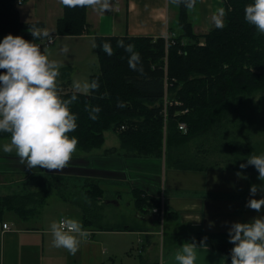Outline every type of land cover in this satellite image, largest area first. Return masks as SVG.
Wrapping results in <instances>:
<instances>
[{"label":"crops","instance_id":"obj_1","mask_svg":"<svg viewBox=\"0 0 264 264\" xmlns=\"http://www.w3.org/2000/svg\"><path fill=\"white\" fill-rule=\"evenodd\" d=\"M60 2L62 3L63 0H56L57 5L53 6L54 9L50 12L53 11L56 14ZM171 2L174 3L173 0H110L112 7L108 10L87 5V31L70 38L86 39L87 45L91 40L89 51L95 53L96 35L157 38L171 32L179 33L178 4L174 3L175 6H173ZM222 3L223 0H197L195 8L188 10V19L194 33L204 34L216 25L214 16L222 7ZM62 12L57 18L62 15ZM35 21H42L44 28H47L43 18H36ZM52 32H55V25ZM65 68L60 67V70ZM77 71L76 68L70 69L65 77L61 80L58 78V84L64 82L67 88L74 91L70 78ZM107 132L109 131L104 132V143L101 147L92 149L88 153L86 151L73 153V155H80L78 157L86 158L87 162L83 168L86 166L95 168L94 171H82L83 173L75 181L74 186L81 187V190L77 188L72 192H80L72 196L69 193L58 192L43 195L45 197L38 212H33L26 218H20L12 210L5 213L12 211L16 215L6 218L5 213L3 214L0 220V264H115L117 261H120L119 264H179L175 260V255L186 241L200 245L203 243L199 241L201 236L225 235L228 234L232 222H247L256 216L264 215V208L257 211L247 206V200L252 198L250 186L259 185L257 177L252 179L249 171L214 168L198 171L168 168L169 187H166L159 157L138 154L136 151H133V154L130 152L131 146L121 145L120 140L117 141L112 134L114 142L109 143ZM46 170L48 172L51 169ZM99 170L107 173L120 171L126 175H123V179H118L114 175H104ZM93 178L96 179L98 189L102 190L101 196L109 191L114 197L104 199L97 196L94 201H90L85 193L86 183ZM159 182L160 188L165 192H163L165 207L169 208L171 236L167 244L164 239L165 230L161 231L163 236L161 240L168 250L157 262V260L153 261L154 256L149 250L155 243L152 238L157 233L154 227L159 221L158 216L150 210L142 212L136 209L134 199L137 187H143L142 197L158 199ZM43 183L44 179H42ZM117 184H121V187L115 189L113 186H119ZM39 189V182H34L32 191L40 192ZM261 195L264 193L257 192L256 198H260ZM116 197L119 198L116 199ZM52 199L62 200L67 212L71 209L78 210L83 226L90 230V235L87 239H82L75 254H71L66 248H57L52 244L51 222L66 216L59 214V209L55 216L47 215L48 211L45 207ZM102 199L106 207L112 205V207L120 208L124 205L127 210L132 211L130 215L132 221L125 218L129 221L126 224L120 214L115 213V216L107 214L104 206L101 205ZM174 222L178 223L174 224ZM3 223H6L9 228L4 229ZM133 235L137 239L136 247L134 241L130 242L126 239ZM143 236L147 239L145 243ZM203 245L204 247L197 249L196 264H225V261L226 264H231L223 252L207 244L203 243ZM134 248H137L138 258L131 260Z\"/></svg>","mask_w":264,"mask_h":264},{"label":"trees","instance_id":"obj_2","mask_svg":"<svg viewBox=\"0 0 264 264\" xmlns=\"http://www.w3.org/2000/svg\"><path fill=\"white\" fill-rule=\"evenodd\" d=\"M251 2L223 0L222 6L226 10L223 27L215 25L204 34L194 33L188 19L189 8L179 3V33L168 44H165V37L96 35L94 51L99 67L97 73L90 75L89 81L98 78L100 86L88 93H77L78 99L70 106L71 111L78 115L79 126L69 133L79 138L76 150L90 151L101 147L104 132L113 129L120 134L121 145L131 146L138 154L156 156L161 152L163 140L170 146L175 141L180 143L183 139L220 127L225 116L217 111L223 109L230 99L243 101L245 96L263 91L264 40L244 18V6ZM62 7V15L55 22V33L77 36L86 32L87 5L69 7L62 2ZM31 25L44 28L42 21H23L15 0H0V37L21 33L35 43L44 40L43 36H32L29 31ZM121 39L134 43L135 50L140 52L142 73L129 67L130 54L117 46ZM105 41L111 42L112 55L103 50ZM253 68L261 72L257 73ZM60 88L64 89L59 91L64 98H70L74 92L67 90L64 82L58 84V90ZM165 93L170 100H180L182 106L168 107L164 138L162 105ZM121 101L124 107L119 106ZM259 104L264 109V94L260 96ZM92 105H99L102 109L96 120L89 116ZM181 108H188V112L176 115L175 112ZM180 121L186 124L185 133L177 127ZM6 138H11V134L0 133V139ZM229 145L245 153L252 150L248 143L242 141H232ZM248 168L256 170L253 165ZM28 173L32 174L30 170ZM92 188L86 191L90 201L102 192L97 185ZM41 193L28 190L24 195H0V220L8 210L20 218L38 212L43 197L47 195ZM156 203L159 204L158 199L135 193L134 205L138 210L149 211ZM199 241L223 252L231 263L230 246L210 236H201Z\"/></svg>","mask_w":264,"mask_h":264},{"label":"clouds","instance_id":"obj_3","mask_svg":"<svg viewBox=\"0 0 264 264\" xmlns=\"http://www.w3.org/2000/svg\"><path fill=\"white\" fill-rule=\"evenodd\" d=\"M183 3L185 7L194 9L197 0H173ZM69 7L76 5L99 6L108 10L112 5L110 0H63ZM226 10H217L214 19L217 27H223V17ZM244 18L260 33H264V0H252L244 6ZM29 31L33 37H48L47 28L31 25ZM118 47H123L129 53V67L143 72L141 54L135 50L134 43H126L123 39L117 41ZM103 50L112 55L114 49L110 41H105ZM68 51L67 45L63 48ZM0 133L11 134L9 143L0 145L3 152L16 154L21 161H27V166H41L47 169H62L76 151L79 138L69 135L78 128V115L71 111V104L78 99L77 93H88L99 88V80H76L73 82L74 92L70 98L61 96L58 90L60 64L50 59L39 44L21 35L11 33L0 39ZM124 107V102H119ZM99 105L90 106L89 116L98 119L101 112ZM253 165L259 173V179L264 181V152L253 154L241 168ZM239 175V173H238ZM264 193V184L250 186V199L247 206L260 211L264 206V195L256 198V193ZM52 244L57 248H66L75 254L82 239H87L90 230L83 222L71 216H64L51 222ZM229 241L233 244L230 250L231 264H264V215L254 217L247 222L235 221L228 229ZM204 247L203 243L185 242L177 251L175 260L179 264H196L197 249ZM226 264V261H225Z\"/></svg>","mask_w":264,"mask_h":264},{"label":"rangeland","instance_id":"obj_4","mask_svg":"<svg viewBox=\"0 0 264 264\" xmlns=\"http://www.w3.org/2000/svg\"><path fill=\"white\" fill-rule=\"evenodd\" d=\"M57 3L56 0H24L23 3L16 6V8L19 11L21 19L24 21L36 20V18H43L45 20L47 30L48 32H50L49 35L51 34L54 36V42L49 47L42 48L46 52V54H48L50 59H55L59 62L60 67H66L65 69L60 70V76L58 77L59 80L65 77L70 69L73 70L74 68H76L78 70L70 78L71 85L73 86V82L76 80L89 81V74L91 75V73L93 74V72L96 73L98 71V58L93 51H89L91 40H89L87 45L86 39L72 37L70 38V36L67 35L57 36L55 32H52L55 25V20L57 16L61 14L63 9L62 3L60 2L56 14L53 11L50 12V10L54 9L53 6H56ZM171 4L175 6L174 3L171 2ZM257 34L261 36V38L263 37L264 40V33H260L257 30ZM16 35L22 36L21 33ZM176 35V32L169 33V36L167 38L165 37V44H168L169 41L172 42L173 38L171 37ZM4 36H1L0 39H2ZM60 36H66L69 38H62ZM42 42L43 40H41L39 43ZM65 45H67L68 47L67 52L63 51ZM253 71L257 70L253 68ZM260 72L261 70L257 71V73ZM67 90L70 89L67 88ZM59 91H64V89L60 88ZM263 94L264 90L245 96L243 98V101L238 98L230 99L228 103L223 105V109H219L217 111L218 114L225 116V119L223 120L224 122L220 127H217L210 132L191 136L189 138L183 139V141H181L180 143H177V141H175V143L171 144L170 146H168L165 140H163L160 154H155L156 156H153L159 157L161 159V172L163 174V177L165 178L168 168L198 171L207 170L208 168L220 170L229 169L249 171L250 173L252 172L254 173V175H257V183L259 185L264 184V181L258 178L259 173H255L258 172L257 169L250 170V168L248 167H250L251 165H248L246 168L240 167L241 164L247 163V159L251 155L264 152V109L263 107H260L259 104L260 96ZM164 97L169 99L168 96ZM166 128L167 122H165L163 118L164 138ZM111 134L114 135L117 141L120 140V134L112 129L107 132V135L109 136L107 141H109V143L114 142ZM10 140L11 138L0 139V145H2L3 143H9ZM116 140L115 142L117 143ZM232 141H242L248 143L252 150L245 153L240 148H233L232 145H229V143ZM81 152H84V150H76L74 153ZM86 152L88 153L89 151ZM130 152L134 154L135 151L133 152V150H131ZM78 156L80 155L72 154L71 159L64 168L51 169L55 170L56 172L51 170L47 172V168H43L41 166H34L32 168H29L27 166V161H21V159L16 154L15 149H13L12 152H3L2 150H0V195L12 193L24 195L23 193L27 192L28 190H33L34 182H39V190L43 192V194L58 192L60 194L69 193V195L72 196L74 193L80 192H72L73 190H77V188L81 190V187H76L74 186V184L75 181L78 180L81 173H83L82 171L95 170V168L91 166H86V168H83V166L86 165L87 162L85 160L86 158ZM29 170L32 174L28 173ZM99 171L104 175H114L118 179H123V175H126L121 173L120 171L115 173H107L103 172L102 170ZM42 179H44L43 184ZM87 181L88 183H86V191L88 192L90 189L93 190L92 187L93 185H96V179L93 178V180L89 179ZM160 185L161 183L159 182L157 188V196H159V191L161 190ZM25 187L28 188V190ZM113 187L117 189L121 187V184L119 186ZM82 189H85V187H82ZM142 190L143 187H137L136 193L142 196ZM100 197L106 199L113 198L114 196L112 192L108 191L105 195H100ZM118 198L119 197H116V199ZM124 201L125 199L123 200V202ZM100 202L101 205H105L103 199ZM158 206H160V202L159 204L156 203L155 205H153V208ZM45 208L48 211L47 215H49V217L55 216L58 212L57 209H59V214L76 217L81 220L79 211L76 209H71L69 212H67V208H65L64 202L60 199H52L48 201ZM104 209L107 214L109 213L110 216H115V213L120 214V216L124 218L123 221H125L126 224L129 223V221H126L125 218L131 220L130 215L132 211L127 210L124 205H122V207L120 208L108 205V207L104 206ZM152 209L150 211L153 213ZM168 210L169 208L165 207L162 220L158 218L159 221L155 223L154 229L157 231V233L152 238L153 242L155 243L149 250L150 254L154 256L153 261L157 260V262H159L164 252L166 253L168 250V247L166 245L164 246V243L161 240L163 237L161 231H163V229L165 230V243L167 241L169 242V238L171 236V220L168 216ZM14 215L16 214L12 211L5 213L6 218L12 217ZM176 223L174 222V224ZM210 237H213L217 242L225 243L231 248L233 247V244L229 241V234L212 235ZM126 239L130 242L134 241L135 247L137 246V239L135 235L128 236ZM146 240V237L143 236L144 243L146 242ZM134 250L135 251L132 252V258H130L131 260L133 258H138V253L136 252L137 248H134ZM119 262L120 261H117L115 264H119Z\"/></svg>","mask_w":264,"mask_h":264},{"label":"built area","instance_id":"obj_5","mask_svg":"<svg viewBox=\"0 0 264 264\" xmlns=\"http://www.w3.org/2000/svg\"><path fill=\"white\" fill-rule=\"evenodd\" d=\"M23 3V0H15V4L16 6L21 5ZM169 34H166L164 37H168ZM174 36H172L171 38H173ZM54 42V36L53 35H49L48 37H46L42 43H37L40 45V47H49L51 44H53ZM166 96V95H165ZM163 108H162V115L164 118V121L167 122V118H168V107L170 106H182V102L180 100H170L164 97L163 99ZM188 111V108H182L179 111H176L175 114H184ZM178 129L180 131H182L183 133L186 132L187 128H186V124L183 121H180L177 125ZM123 128V126H122ZM163 189H161L160 194H159V202H160V206L155 207L152 209L153 213H155L159 219L162 220V217L164 215V208H165V198H164V193H163ZM62 218V217H61ZM3 228L4 229H8L9 226L6 223H3Z\"/></svg>","mask_w":264,"mask_h":264},{"label":"water","instance_id":"obj_6","mask_svg":"<svg viewBox=\"0 0 264 264\" xmlns=\"http://www.w3.org/2000/svg\"><path fill=\"white\" fill-rule=\"evenodd\" d=\"M170 172L169 171H166V175L167 176H165V186L166 187H169V176H170V174H169ZM159 178H160V180H161V177L159 176Z\"/></svg>","mask_w":264,"mask_h":264},{"label":"flooded vegetation","instance_id":"obj_7","mask_svg":"<svg viewBox=\"0 0 264 264\" xmlns=\"http://www.w3.org/2000/svg\"><path fill=\"white\" fill-rule=\"evenodd\" d=\"M249 174H251V176H252V179L256 176L257 177V175H254V173H249ZM253 174V175H252ZM262 208H264V206H262Z\"/></svg>","mask_w":264,"mask_h":264},{"label":"bare ground","instance_id":"obj_8","mask_svg":"<svg viewBox=\"0 0 264 264\" xmlns=\"http://www.w3.org/2000/svg\"><path fill=\"white\" fill-rule=\"evenodd\" d=\"M165 95H166V93H165ZM182 109V108H181ZM188 112V111H187ZM187 128V127H186ZM187 131V130H186ZM158 221V220H157Z\"/></svg>","mask_w":264,"mask_h":264}]
</instances>
